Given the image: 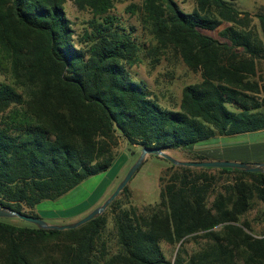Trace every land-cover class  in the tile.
Instances as JSON below:
<instances>
[{
    "label": "trees",
    "instance_id": "16d2710c",
    "mask_svg": "<svg viewBox=\"0 0 264 264\" xmlns=\"http://www.w3.org/2000/svg\"><path fill=\"white\" fill-rule=\"evenodd\" d=\"M70 1L94 15L77 39L66 0H0V73L9 75L0 81V207L24 213L61 198L110 169L120 138L141 149L191 151L212 138L264 130L257 66L264 44L236 0H196L190 13L176 0L128 8L155 52L172 49L200 72L178 109L161 106L130 75L140 46L135 29L110 15L115 0ZM255 17L264 33V13ZM223 22L226 42L203 33ZM193 154L190 161L209 160ZM210 170L172 165L159 178L158 204L144 213L112 202L113 247L103 239L104 215L64 231L0 219V264H264V227L255 230L246 218L257 204L264 208V173L220 169L234 178L209 203L217 182ZM196 239L206 246L188 254L183 245ZM161 243L180 244L173 261Z\"/></svg>",
    "mask_w": 264,
    "mask_h": 264
},
{
    "label": "rangeland",
    "instance_id": "374dc122",
    "mask_svg": "<svg viewBox=\"0 0 264 264\" xmlns=\"http://www.w3.org/2000/svg\"><path fill=\"white\" fill-rule=\"evenodd\" d=\"M179 8L184 12H193L196 8V0H176ZM141 0H115L110 9V15L118 18L120 24L130 32L132 38L140 46L133 65L127 69L136 81H141L152 97L164 108L178 109L182 90L185 86L199 83L201 81L200 72L189 69L181 60L179 55L172 49L165 54L155 52L156 42L149 35L148 30L141 24L139 15L128 11L131 5L139 6ZM234 6L241 12L250 14V29L258 35L264 44V33L261 31L260 23L256 14L264 13V0H236ZM64 10L71 22L74 31V39L81 36L88 29L89 21L94 18L93 13L88 9H80L74 2L66 0ZM243 17V16H241ZM229 26L223 22L215 31H204L203 33L213 37L219 42H226L219 33ZM258 71L264 78V61H258ZM1 82H9V75L0 73ZM264 139V130L249 134L216 137L194 145L191 150L196 152L201 149H209L210 152L204 155L208 161H229L240 163H252L247 161L248 153L251 154V145L259 143ZM243 144V145H242ZM190 150L174 149L169 150V155L176 160L194 155ZM238 151V152H237ZM248 151V152H247ZM141 148L129 146L127 142L120 138L118 146L114 149V162L110 169L99 175L90 177L79 184L76 188L55 201H43L33 209L23 208V212L28 215L36 214L42 220L51 225H69L79 221L88 215L92 210L102 205L115 191L119 183L123 180L130 167L138 159ZM168 152V151H166ZM197 154V153H196ZM255 163L260 159L255 157ZM128 159V160H126ZM126 161V163H125ZM125 165L122 167V165ZM257 163H261L258 161ZM172 164L160 157L148 156L138 171L131 178L126 186L127 191L121 192L113 201H117L123 209L134 207L138 213H144L159 202L160 176L170 169ZM220 169L207 171L208 174L215 175L217 182L212 185L209 203L213 199L215 192L222 191L227 183H231L233 174H221ZM264 208L257 204L247 214L246 218L252 223L255 230L264 227ZM106 217V230L104 240L109 241L110 247L114 243V226L112 214L108 208L103 212ZM4 221L20 226H30L29 223L16 218H6ZM204 239L190 240L183 246L188 254L199 251L206 246ZM161 249L169 261H173L180 244L168 245L161 243ZM236 262V261H235ZM241 264V263H237Z\"/></svg>",
    "mask_w": 264,
    "mask_h": 264
},
{
    "label": "water",
    "instance_id": "95a60500",
    "mask_svg": "<svg viewBox=\"0 0 264 264\" xmlns=\"http://www.w3.org/2000/svg\"><path fill=\"white\" fill-rule=\"evenodd\" d=\"M156 156L160 157L168 162H170L174 166L179 167H187V168H211V169H237L243 170L246 172H260L264 173V163H240V162H229V161H179L171 157L165 150L160 148H142L138 159L135 163L130 167L128 172L126 173L123 180L119 183L115 191L112 195L99 207L92 210L88 215L79 221L69 224V225H51L45 222L42 219L33 217L31 215L24 214L22 212L15 211L8 207H0V219L6 218H16L35 227L43 230H71L76 229L87 222L97 218L102 215L103 212L108 208V206L118 197V195L124 190V188L128 185L131 178L141 167L143 162L146 160L148 156Z\"/></svg>",
    "mask_w": 264,
    "mask_h": 264
},
{
    "label": "crops",
    "instance_id": "0c3cea01",
    "mask_svg": "<svg viewBox=\"0 0 264 264\" xmlns=\"http://www.w3.org/2000/svg\"><path fill=\"white\" fill-rule=\"evenodd\" d=\"M250 147H251V150H250L251 154L248 153V155H247V157H248L247 159L248 160L247 161L255 163V161H254L256 159L255 157L258 156L260 159H257V160L260 161L261 163H264V139L261 140L257 144L251 145ZM167 151H168L167 153H169V150H167ZM190 152H195L197 154H201L202 155V154H205V153L210 152V151H209V149H206V148H204V149L200 148V150L197 151V152L195 150H191ZM189 159H190V157L187 156V157L181 158L180 161H190ZM126 160H128V159H126ZM258 161H256V163ZM125 163H126V161H125ZM125 163L122 165V167L125 165Z\"/></svg>",
    "mask_w": 264,
    "mask_h": 264
}]
</instances>
